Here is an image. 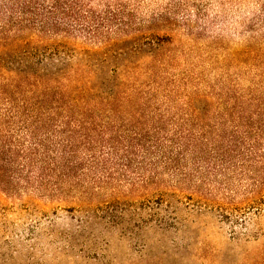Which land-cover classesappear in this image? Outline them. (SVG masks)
I'll return each instance as SVG.
<instances>
[{
	"label": "rangeland",
	"instance_id": "1",
	"mask_svg": "<svg viewBox=\"0 0 264 264\" xmlns=\"http://www.w3.org/2000/svg\"><path fill=\"white\" fill-rule=\"evenodd\" d=\"M60 1L78 17L24 68L109 112L72 121L42 183L8 168L0 264H264V0Z\"/></svg>",
	"mask_w": 264,
	"mask_h": 264
},
{
	"label": "trees",
	"instance_id": "2",
	"mask_svg": "<svg viewBox=\"0 0 264 264\" xmlns=\"http://www.w3.org/2000/svg\"><path fill=\"white\" fill-rule=\"evenodd\" d=\"M76 9L75 5L63 4L60 0H53L52 4H46V0H0V47L4 52L1 58L4 62L18 56V74H23L20 76L21 83L11 86L10 94L7 88L0 90L8 105L4 114L0 113V116L5 115V118H0V184L18 176L9 167L17 166L20 174L27 171L28 178H40V183L47 176L51 177L60 166L67 167L66 163L58 161V154H63V158L67 159L66 156L73 152L71 148L75 144L71 142L72 130L69 128L72 121L84 119L80 123L83 126L87 119L97 115V111L101 114L109 112L89 106L85 94H82V98H76L69 93L71 98L67 99L59 89L65 73H50L48 69L29 72L24 68L35 54L29 52L31 43L44 36L60 34L61 20L76 19ZM17 51L19 54L14 55L13 52ZM46 64L55 65V62L48 61ZM28 93L33 95L27 97ZM17 94L21 95V103L16 100ZM113 96L117 101L120 99L115 94ZM112 101L107 100L105 106L110 107ZM69 103L72 107L78 105L80 114L68 110L66 104ZM71 110L72 113H69ZM60 113H65V118L60 120L56 115ZM66 133L69 137L63 136ZM37 165H40L39 168Z\"/></svg>",
	"mask_w": 264,
	"mask_h": 264
}]
</instances>
